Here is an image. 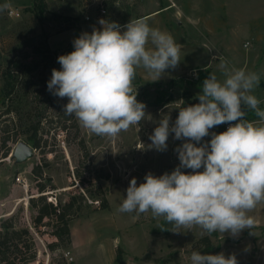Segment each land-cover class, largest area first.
<instances>
[{
  "label": "rangeland",
  "instance_id": "rangeland-1",
  "mask_svg": "<svg viewBox=\"0 0 264 264\" xmlns=\"http://www.w3.org/2000/svg\"><path fill=\"white\" fill-rule=\"evenodd\" d=\"M42 1L46 4L42 15L55 12L61 17L47 20L38 16L34 0H0V5H7L0 11V64L4 66L6 58L13 55L23 63L8 96L0 77V198H7L11 204V213L0 217V221L12 216L16 228L29 230L35 248V258L29 263L191 264L192 251L205 254L199 239L208 236V254H234L238 264H264V202L248 213L255 220L254 227L237 236L208 235L198 226L172 232V224L162 217L154 218L150 211H118L133 177L139 185L147 173L160 176L179 165L175 149L185 141L174 139V133H170L167 149L157 151L149 137L166 115L171 117V126L180 108L199 102L197 96L210 73L224 79L219 68L221 57L229 67L260 74L253 94L264 109V0ZM152 9L158 10L140 18L150 27L173 36L181 45L180 63L174 69H166L155 81L147 70L138 68L133 88L137 100L146 105L145 118L139 126H132L115 138L97 136L74 115H65L63 105L68 99L49 92L47 83L52 73L44 68L45 61L38 54L48 50L60 70L58 57L72 52L73 41L82 33H91L93 28L102 30L100 19L123 26ZM64 16L70 21H64ZM244 110L248 113L251 109L245 106ZM37 119L41 120L36 134L39 145L34 147L23 129ZM229 126L221 124L210 129V135L201 143L210 141L212 132L218 134ZM21 140L33 147V156L15 163L8 156ZM36 166L41 175L32 172ZM17 177L26 182V189L16 181ZM39 183L43 189L38 188ZM50 192L61 204L72 196L78 199V211L68 222L71 249L70 240L58 249L48 248L55 241L54 218L34 222L37 210L29 198L43 194L48 201ZM102 198L105 207H99ZM67 250H71L74 260L65 257Z\"/></svg>",
  "mask_w": 264,
  "mask_h": 264
},
{
  "label": "clouds",
  "instance_id": "clouds-1",
  "mask_svg": "<svg viewBox=\"0 0 264 264\" xmlns=\"http://www.w3.org/2000/svg\"><path fill=\"white\" fill-rule=\"evenodd\" d=\"M6 7L0 5V11ZM98 22L102 30L82 33L73 41L74 50L58 57L61 69H52L47 89L54 96L67 97L65 115H74L97 136L115 138L139 126L146 116V105L137 100L133 88L137 69L147 70L153 81L158 80L166 69L180 63L181 45L144 18L123 26L105 19ZM219 68L223 80L210 73L197 96L199 102L180 108L171 126L166 115L149 137L157 151L167 149L170 133L185 141L175 149L179 165L160 176L149 172L139 185L133 177L118 211H150L154 218L172 224V232L198 226L208 235L237 236L254 227L248 213L264 202V109L253 94L260 74L229 67L223 57ZM245 106L257 120L245 118ZM221 124L230 126L218 134L212 132L210 141L201 143L210 129ZM190 262L238 264L234 254L202 255L196 250Z\"/></svg>",
  "mask_w": 264,
  "mask_h": 264
},
{
  "label": "trees",
  "instance_id": "trees-1",
  "mask_svg": "<svg viewBox=\"0 0 264 264\" xmlns=\"http://www.w3.org/2000/svg\"><path fill=\"white\" fill-rule=\"evenodd\" d=\"M37 8V15L42 18L54 19L60 18V14L58 13H51L49 15L43 14V11L46 10V4L44 1L34 0ZM140 16L136 17L139 18ZM64 21L69 22L70 18L68 16L62 17ZM123 24L126 21L122 22ZM41 58L45 61L44 68L52 73V69L59 70V66L55 65V61L51 53L44 49L43 53H39ZM27 57V54L24 55ZM4 66L0 64V77L3 80V92L5 95L8 96L11 92H13L15 87V78L18 76V72L22 69L23 63L20 60L19 56L13 55L10 56L8 59L6 58L4 62ZM38 91V89L36 90ZM247 120H254L256 118L254 112L252 110L246 113ZM41 120L37 119L32 122H28V124L23 129V132L26 133L27 139L33 144L34 147H38L39 145V137H36L39 122ZM31 132L29 133V131ZM28 133V134H27ZM34 175L38 176L41 175V171L39 167L36 166L32 169ZM39 189H43L44 185L39 183ZM80 197V196H78ZM78 199L74 196L70 197V199L63 204L57 203L54 205L48 202L45 196L38 195L37 197L29 198V203L32 207L36 208L37 215L35 216L34 222L35 224L41 223L44 218H54L55 225L53 229V235L56 237V240L48 244V248H59L62 244L69 242L70 240V230H69V219L77 213V207L75 206V202ZM105 207L106 203L105 200L102 198L99 207ZM199 242L202 243L205 254L207 250H209V238L208 236H203L199 239ZM35 258V248H34V241L31 236L29 230L25 227H18L14 226L13 217L9 216L6 218H2L0 221V264H27L34 260ZM116 258L120 259L118 253H116ZM65 264V262H63Z\"/></svg>",
  "mask_w": 264,
  "mask_h": 264
},
{
  "label": "water",
  "instance_id": "water-1",
  "mask_svg": "<svg viewBox=\"0 0 264 264\" xmlns=\"http://www.w3.org/2000/svg\"><path fill=\"white\" fill-rule=\"evenodd\" d=\"M33 156V147L21 140L18 141L8 158L13 159L15 163H22L27 161Z\"/></svg>",
  "mask_w": 264,
  "mask_h": 264
},
{
  "label": "crops",
  "instance_id": "crops-1",
  "mask_svg": "<svg viewBox=\"0 0 264 264\" xmlns=\"http://www.w3.org/2000/svg\"><path fill=\"white\" fill-rule=\"evenodd\" d=\"M158 9H152L151 11H149L148 13H146L145 15H140V17L142 16H146L150 13L153 12H157ZM139 17V18H140ZM136 19V18H135ZM128 23V22H127ZM16 203V202H15ZM13 207V206H12ZM9 209H11V204L9 203V200L7 198H0V217L9 215L11 212H9ZM69 230H70V244L69 247L71 249V244H72V237H71V226L69 225ZM71 252V250H69ZM72 254V253H71ZM72 256V255H71ZM72 260H74L73 256H72ZM27 264H33V263H27Z\"/></svg>",
  "mask_w": 264,
  "mask_h": 264
},
{
  "label": "built area",
  "instance_id": "built-area-1",
  "mask_svg": "<svg viewBox=\"0 0 264 264\" xmlns=\"http://www.w3.org/2000/svg\"><path fill=\"white\" fill-rule=\"evenodd\" d=\"M105 12V9H104V5L102 4L101 5V8H100V13H104ZM9 13L12 14L13 13V10L12 9H9ZM86 19H88V16H85ZM16 181L18 183L21 184V186L26 189L27 187V184L26 182H24V180H22L21 178L17 177L16 178ZM49 196H47V199H48V202L54 204V205H57L58 201H57V198L54 194H52L51 192L48 194ZM99 204V203H98ZM51 237L53 238V235H51ZM55 240H56V237L54 236ZM64 255L65 257H67L68 259L72 260V256L70 254V251L67 250L66 252H64ZM70 255V256H69Z\"/></svg>",
  "mask_w": 264,
  "mask_h": 264
}]
</instances>
